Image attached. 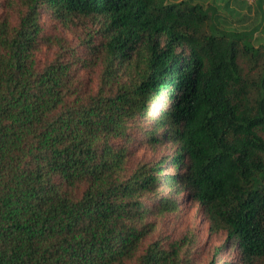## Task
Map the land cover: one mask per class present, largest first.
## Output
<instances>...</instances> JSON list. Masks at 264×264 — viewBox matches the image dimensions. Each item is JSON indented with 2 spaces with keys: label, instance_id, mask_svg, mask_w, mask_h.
Returning <instances> with one entry per match:
<instances>
[{
  "label": "trees",
  "instance_id": "1",
  "mask_svg": "<svg viewBox=\"0 0 264 264\" xmlns=\"http://www.w3.org/2000/svg\"><path fill=\"white\" fill-rule=\"evenodd\" d=\"M218 17L193 0H0V264H181L180 243L149 240L176 210L166 185L264 264V26ZM143 128L173 151L131 163Z\"/></svg>",
  "mask_w": 264,
  "mask_h": 264
},
{
  "label": "rangeland",
  "instance_id": "2",
  "mask_svg": "<svg viewBox=\"0 0 264 264\" xmlns=\"http://www.w3.org/2000/svg\"><path fill=\"white\" fill-rule=\"evenodd\" d=\"M176 2L179 0H168ZM258 1H262L259 3ZM201 3L205 8L214 7L219 19L224 21L220 27L248 31L256 26L263 25L264 0H193ZM47 32H51V22L45 18ZM58 36L64 40L66 50L64 59L77 60L85 56L84 48L80 40L83 38L80 30L58 29ZM254 45L258 39H264V27L254 34ZM256 40V41H255ZM259 43H262L260 41ZM55 48H43L38 54L39 59L50 61L54 55ZM80 64L75 66L77 76L88 79L90 69L81 68ZM80 69V70H79ZM79 70V71H78ZM97 70V69H96ZM143 130L135 135L136 141L131 146V163L155 161L158 158L168 155L173 151L170 145L164 148L153 150L146 143ZM174 173L173 169L168 170ZM182 187H180L181 189ZM169 185L164 189V195L176 201V210L167 211L162 216L152 218L155 222V230L149 240H159L161 245L167 247L170 243L181 244V264H207L213 260L215 264H241L240 256L233 244H230L223 233H211L209 225L204 218L201 207L190 202L183 189L176 195ZM156 201L151 202L153 206Z\"/></svg>",
  "mask_w": 264,
  "mask_h": 264
}]
</instances>
